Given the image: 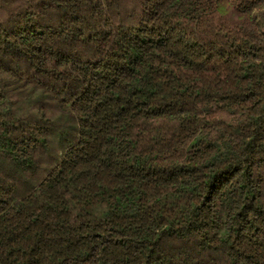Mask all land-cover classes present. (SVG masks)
Masks as SVG:
<instances>
[{"label":"trees","instance_id":"1","mask_svg":"<svg viewBox=\"0 0 264 264\" xmlns=\"http://www.w3.org/2000/svg\"><path fill=\"white\" fill-rule=\"evenodd\" d=\"M0 264H264V0H0Z\"/></svg>","mask_w":264,"mask_h":264}]
</instances>
